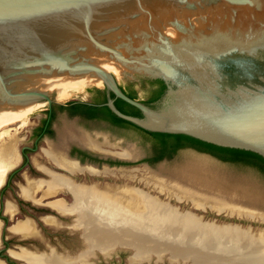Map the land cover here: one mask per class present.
<instances>
[{
    "label": "water",
    "instance_id": "water-1",
    "mask_svg": "<svg viewBox=\"0 0 264 264\" xmlns=\"http://www.w3.org/2000/svg\"><path fill=\"white\" fill-rule=\"evenodd\" d=\"M156 79L164 92L142 102L147 87L139 84ZM86 84L144 130L264 158V0H0V114L50 106L51 97ZM126 84L138 99L123 92ZM116 98L141 115L119 111Z\"/></svg>",
    "mask_w": 264,
    "mask_h": 264
},
{
    "label": "bare ground",
    "instance_id": "bare-ground-1",
    "mask_svg": "<svg viewBox=\"0 0 264 264\" xmlns=\"http://www.w3.org/2000/svg\"><path fill=\"white\" fill-rule=\"evenodd\" d=\"M59 95L66 97L70 95V92ZM38 105L39 103H33L1 113L0 130L8 123L21 120ZM18 142V138L10 135L8 131L0 132V185L3 183L5 174L16 165ZM90 142L89 139L86 144ZM99 150L102 151L101 147ZM52 151L44 149L43 153L47 159L70 173L77 171L94 173L93 169H80L74 162L67 161L61 153L59 158ZM118 154L125 157L121 152ZM130 157L135 158L136 156L131 155ZM36 164L39 166L38 163ZM39 167L45 169L44 166ZM113 170L117 169L104 168L101 174ZM44 171L49 175L48 180L35 184L27 179L26 186L21 187L23 196H28L27 191L30 188H41L42 183H45L46 187L42 190L39 201L43 197L56 194L61 189L68 190L73 198V205H68L65 199L61 198L53 200L49 205L59 213L74 215L70 228L80 231L84 248L73 255L56 252L53 247L41 252L22 246L20 250H11L10 253L24 264H92L89 260L93 257L94 250L108 257L110 251L119 245L133 248L131 260L142 261L154 253L161 255L159 248L163 247L176 260L189 261L190 264H264L263 228L250 231L249 227L234 223L208 222L202 220L199 215L190 211H180L176 206L162 202L156 196H151L142 189L127 184L100 186L94 182L91 184L75 183L63 174L51 172L49 169ZM129 178L132 181L133 175ZM157 182L159 191L166 193L167 189L162 186L163 184H158L161 181ZM191 184L194 187L199 185L204 189H209V183L203 179L191 182ZM175 191L196 199L198 202L191 204L196 209L208 208L216 213L234 214L237 217L243 214L254 215L225 202L222 198L211 202L205 193H198L190 188L170 186L167 194L175 198L173 195ZM13 208L9 201L5 203V212L11 217L15 214ZM262 218L260 220L264 221V216ZM48 220L52 219L47 218L46 221ZM149 227L153 228L156 234L149 235L147 231ZM8 230L24 239L36 237L38 233L30 218L17 220ZM152 242L153 247L151 248ZM0 264L4 263L0 261Z\"/></svg>",
    "mask_w": 264,
    "mask_h": 264
},
{
    "label": "rangeland",
    "instance_id": "rangeland-1",
    "mask_svg": "<svg viewBox=\"0 0 264 264\" xmlns=\"http://www.w3.org/2000/svg\"><path fill=\"white\" fill-rule=\"evenodd\" d=\"M139 85L140 87H148L146 80L142 81ZM89 88L94 87L90 84H86L70 90V95L66 97L57 95L51 97V99L53 102L62 104H66L69 101L81 100L82 98L89 101L90 98L87 95ZM46 106L47 103H39L38 106L33 108L32 111L27 113L21 120L3 126L0 132L8 131L10 135L16 137L17 135L22 137L25 136L29 128L33 126L30 122L36 121L40 116L39 113L42 112V109L46 108ZM55 128L58 134L57 136H60L59 140L57 142V140L54 139L57 143L49 144L46 148L47 150H61L67 142H78L74 138V136H76L79 138L82 146L88 148L94 146L96 148L94 151L102 156H112L125 163L123 164L124 167L116 168L117 170L115 171L113 170L109 173L103 172L98 178L101 181L100 186L127 184L134 188L142 189V191L147 192L151 196H156L162 202H168L178 207L180 211L191 210L197 215H201L203 220L208 222L214 221L216 224L234 223L242 227H249L250 231L260 228L264 229V221L260 220L263 219L262 216H264V176L251 167L222 162L209 154L201 153L190 148L178 150L170 160H163L148 165L147 163L141 162V158H143L146 153L150 152V142L143 133L130 126L114 128L103 123H85L73 119L67 120L65 117L59 116ZM89 134L92 137L89 136ZM4 137L7 138L8 136ZM89 139L91 142L86 144ZM100 147L102 151L99 150ZM120 152L125 157L120 156L118 154ZM131 155H135L136 157L131 158ZM130 175H133L132 181L130 178L128 179ZM199 178L209 183V189H201V192L206 195H214L222 198L228 203L240 207L244 211L253 213L254 215L243 214L241 217H237L234 214L227 215L225 213H216L208 208L204 210L196 209L191 206V202L183 200V198L181 200L180 193L175 191L173 194L175 198L169 197L167 194V190L170 186L182 187L184 185L187 187L191 185V182L200 181ZM156 182L159 185L160 183L161 185L163 184L162 186L167 189L166 193L159 191ZM18 217L23 219L21 216ZM42 228L46 239L51 240L50 244L49 242H47L48 244H44L42 240L27 239L23 240L19 245L27 246L29 242L33 245H37V242H40L41 244L38 243L40 245H37L40 251H48L49 247H53L57 248L60 252H63L62 247H78V249L82 247L83 238L78 230H74L68 226L54 227L43 224ZM147 231L149 235L156 234L153 228L149 227ZM9 233L14 235L11 231H9ZM150 246L151 248L153 247V242ZM10 248L11 250H18L12 246ZM159 249V252L162 253L161 255L154 253L144 260L139 261L130 259V256L133 255V248L119 245L114 250L110 251L108 257H106V262L102 260V257H105V255L101 252L99 255L100 260L96 261V263L190 264L189 261L176 260L172 257L170 252L165 251L163 247Z\"/></svg>",
    "mask_w": 264,
    "mask_h": 264
},
{
    "label": "flooded vegetation",
    "instance_id": "flooded-vegetation-1",
    "mask_svg": "<svg viewBox=\"0 0 264 264\" xmlns=\"http://www.w3.org/2000/svg\"><path fill=\"white\" fill-rule=\"evenodd\" d=\"M95 96L96 93L90 91V94L88 95L90 100L87 102H91L92 98ZM84 101L86 102V100H77L73 102L83 103ZM62 105V103L56 102H52L50 106L47 105L46 108H43L42 112L39 113L40 116L38 117V119L36 121L30 122L31 124H33V126L29 128L25 136L22 137L17 135V138L19 140L17 145L18 160L16 162V165L5 174L3 183L0 185V258H7L8 262L11 264H22V261L16 256L12 255L10 251L9 253L11 254V256L16 259L8 256L7 248H10L12 246L13 248H17L18 250H20L22 247L19 244L22 243L23 240L27 239L39 241L42 240L44 244H48L47 242H49L50 244L51 240L46 239L42 224L54 227H71L74 220L73 214L59 213L49 205L53 200L56 201L60 198L65 199L68 205H73L74 201L68 190L61 189L60 191L56 192V194L43 197L42 200L39 201L42 195L41 192L46 187L45 183H42L41 188L38 187L36 188L37 190L30 188L27 191L28 196L24 197L21 192V187L26 186L25 184L27 179L33 181L35 184L40 181H47L49 175L44 170L49 169V171L51 172L67 176L72 182L75 183L91 184L94 182L101 185V181L98 178L102 175L101 171L103 170L102 166L104 164L109 166V168L107 169H112V166L125 164L124 162H121L120 160L113 158L112 156H102L98 152H95L94 150H96V148L94 146H91L92 148L82 146L80 144L79 138H77L76 136H74V138L78 142H67L61 150L56 149L53 150L52 153L57 155L59 158L61 153L67 161L74 162L78 168L93 169L94 173H91L89 171H77L76 173L71 174L69 171L57 165L52 160L47 159V157L43 153V149H46L49 144H56L60 137L57 136L58 134L55 128L59 116H63L67 120L75 119L77 121H82L85 123H103L117 128L116 126H113L109 122L102 119H85L81 115V113H73L71 112L73 111L72 109H69L67 106L63 108ZM89 136L91 135L89 134ZM54 139L57 140V142ZM154 155L155 153L153 151L146 153L143 158H141V162L150 165L147 159L150 157H154ZM34 160L39 164V166H44L45 169L43 170L41 167H39L34 162ZM163 160L170 159L163 158L157 162ZM85 164L94 165L97 168H92L91 166H86ZM180 195L181 200L183 198V200H187L191 203L198 202L196 199L190 198L189 196L183 194ZM6 201H9L12 207H14L13 209L15 210V214L13 217H11L9 214H6L5 212ZM18 216L23 217V219H32L35 229L38 231L36 237L20 239V237L9 233V225L14 224L17 220H23ZM47 218H51L52 220L46 221ZM38 243L40 242H37V245L41 244ZM27 244L29 245L24 246L26 249L32 251H40L37 245H33L30 242ZM54 249L56 252L61 253L57 248ZM62 250L67 254L73 255L79 249L78 247H62Z\"/></svg>",
    "mask_w": 264,
    "mask_h": 264
},
{
    "label": "trees",
    "instance_id": "trees-1",
    "mask_svg": "<svg viewBox=\"0 0 264 264\" xmlns=\"http://www.w3.org/2000/svg\"><path fill=\"white\" fill-rule=\"evenodd\" d=\"M146 81L148 83L147 97L145 100H142V102L149 104L162 95L165 90V85L159 79ZM120 88L130 98L138 99L132 84H126V88L120 85ZM91 91L96 93V96L91 100V104L77 103L70 105L69 108L74 109L71 112H79L85 119L98 118L116 127L130 126L140 131L150 142V152L153 151L155 153L154 157L147 159L150 164H154L163 158L171 159L178 150L190 148L201 153L209 154L222 162L251 167L264 176V158L254 152L216 146L183 134H169L144 130L112 113L105 105L107 98L104 90L92 89ZM110 95L113 97L112 93ZM114 104L116 108L124 114L132 116L141 115L136 107L119 98L115 99Z\"/></svg>",
    "mask_w": 264,
    "mask_h": 264
},
{
    "label": "crops",
    "instance_id": "crops-1",
    "mask_svg": "<svg viewBox=\"0 0 264 264\" xmlns=\"http://www.w3.org/2000/svg\"><path fill=\"white\" fill-rule=\"evenodd\" d=\"M92 89H95V88H89V90H88V92H87V95L90 94V91H91ZM81 100H85V99L82 98ZM74 101H77V100H74ZM83 103H86V104H89V103H90V104H91V102H87V101H86V102L84 101ZM73 104H77V102L74 103L73 101H69V102H67L66 104H63L62 106H63V108L66 107V106L69 108L70 105H73ZM69 109H71V108H69ZM72 110H74V109H72ZM73 120H75V119H73ZM109 126H110V125H109ZM84 133H86V132H84Z\"/></svg>",
    "mask_w": 264,
    "mask_h": 264
}]
</instances>
